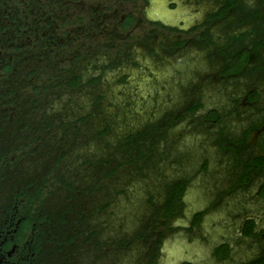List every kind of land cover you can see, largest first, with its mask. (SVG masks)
Instances as JSON below:
<instances>
[{"label": "flooded vegetation", "instance_id": "flooded-vegetation-1", "mask_svg": "<svg viewBox=\"0 0 264 264\" xmlns=\"http://www.w3.org/2000/svg\"><path fill=\"white\" fill-rule=\"evenodd\" d=\"M16 62L24 72L4 73ZM101 84L172 109L150 115L156 146L182 126L218 156L170 177L150 167L160 185L132 231L112 210L122 192L54 179L58 135L37 128L61 116L39 93L84 92L95 114ZM74 108L77 123L92 119ZM0 264H264V0H0Z\"/></svg>", "mask_w": 264, "mask_h": 264}, {"label": "rangeland", "instance_id": "rangeland-1", "mask_svg": "<svg viewBox=\"0 0 264 264\" xmlns=\"http://www.w3.org/2000/svg\"><path fill=\"white\" fill-rule=\"evenodd\" d=\"M102 85L103 84L100 85L99 91L106 97L108 102L104 104L103 109L99 110L95 114L90 113L92 112L90 111L89 107L90 98L86 96V93L84 92L66 94L65 88L63 86H59L54 90L48 89L47 92L39 93L38 98L41 99L39 107H41L42 112H47L49 116H53L56 111H61V116H58V118L51 121L55 123L52 127L50 126L51 123H45L41 127L37 125L38 129L42 128L43 133L46 135H51L52 133L57 134L58 139L56 143L60 142L64 144V142L69 139L66 134L70 135V133H65L67 129H70V127H67L66 129L64 128L63 125L65 122L67 125L73 124L71 128L72 131L76 127V130L73 131V134L75 136L78 135L79 141L74 144L75 146L73 151L75 152L72 160L75 159L74 157L77 156V153L83 154L87 150L90 153L91 158H93L94 161H97L101 159L102 154L106 156L110 151L113 152L114 149H118L119 145L124 144V141L129 139L131 136L135 140H141L143 137L140 135L147 132V130L150 128V121L148 120L152 119V116H150L152 113H154L155 120H158L165 114V112L172 110L170 108L158 107V109L155 111L153 110L152 106H149L148 103L144 104V102L141 101V97L146 98L147 91L145 88L140 87V90H126L125 93L119 94L118 92L116 93L114 89L112 90L108 88L107 84H104L103 86ZM30 91L31 89L29 88L25 90L24 96L29 95V97H31V95H36V93L31 94ZM51 91L53 96L52 99L50 98ZM115 94H118V96ZM51 103L54 104L52 105ZM72 106H75V108L80 107L81 109H84V111L89 112L88 115L92 117V119L86 120L83 123H77V120L69 116L70 114H67L66 112L67 109ZM62 110H64V113ZM75 112L77 114H81V112H78V109H75ZM103 112H107V116H100V114ZM110 114H113V120L109 119L108 116ZM47 119L50 120V117L47 116ZM106 125L110 126V133L104 139H102V146L101 148H98L101 145V142H98L100 144H98V146L96 140L93 138L94 141H92L91 137H94V134L98 132V129L101 130L103 126ZM48 128L49 131H46ZM184 129L185 127L179 126L171 128L165 132V141L156 146L157 150L152 153L153 157L148 160H146V158L144 160H140V162L145 161L147 165V167L143 166V174L141 176H139L134 169L136 162L125 164L124 167L120 169V165L124 163V156L120 157L119 154H116L117 152H111L109 156L103 159L104 164H106L108 169L119 168V170L114 176L108 177L102 181V195L99 194V196H108L111 193V198H113V195L116 197L117 193H123V196L116 197V204L118 203V205L116 209L113 208L112 210H116V214L122 221V225H124L123 229L125 231H132L137 227V224L143 225L145 223L143 222L144 217H142V215L146 213L147 208L145 198L148 195L150 189H152V185L155 184L157 187L160 185V180L158 178H153V174L150 175V167L161 168L163 173L167 177H170L174 173H177L180 169L183 170L198 166L199 162L203 158H207L210 160L211 168H216V160L218 156L216 155V149L213 146L211 138L199 131H187L183 133ZM179 134H181V138L178 137ZM49 139H51V137ZM144 140L145 139L142 141ZM68 141H70V139ZM43 144H45L44 141L41 143V145ZM50 144L51 143L49 142V145ZM85 146L87 148H84ZM147 147L149 148L150 145L148 146L147 144ZM44 150H46L45 147L43 148V151ZM53 150L54 149L51 151ZM51 151H48L47 154H49ZM51 153H54V151ZM168 154L173 156L172 158L175 159L176 163L171 162L170 164L164 165L166 157L169 156ZM126 161L127 160H125V162ZM77 163L78 162L75 164L76 166ZM172 163L175 164L174 167L177 170L171 167ZM68 165L66 164V166L59 169V176L65 174L64 170L66 167H68ZM81 174L83 175V179L87 178V173ZM202 178L208 179L210 177L207 175L202 176L199 178V181ZM199 181L197 182L195 180L194 183V189L192 191V195L194 197L202 187L200 185L203 182ZM115 184L119 186L118 189L116 188L117 190H113L112 188ZM111 198L109 197V200Z\"/></svg>", "mask_w": 264, "mask_h": 264}, {"label": "trees", "instance_id": "trees-1", "mask_svg": "<svg viewBox=\"0 0 264 264\" xmlns=\"http://www.w3.org/2000/svg\"><path fill=\"white\" fill-rule=\"evenodd\" d=\"M19 63L20 62H16L17 66L14 67L15 69L12 67V64H9L4 69V73H21V72H24L23 69H21V66H19ZM13 70H15V71L13 72ZM12 95L15 96V94H12ZM63 113H64V111H63ZM69 127H70V129L72 128V126H69ZM64 128L66 129L67 126H64ZM70 129L69 130L67 129L65 131V133H70V135L66 134V136L70 139V141H68L69 139L67 141H65L64 142L65 145L63 143L60 144V142H57L60 145V152L58 151L59 157H58L57 164H56V167H58V168L54 169L56 171L55 172L56 175L54 176V179L57 178L55 180L62 182L63 184L67 185L66 186L67 188H69V186L67 184L68 181L69 182H72V181L76 182V178L78 176H83L82 174H80L81 172L87 173V177L90 179L91 182L98 181L97 182L98 184H102V181L104 180L103 177L105 179H107L108 177L114 176L116 174V172L119 170V168L122 169L125 164H129L131 162H136L135 168H134V166H133V168L136 170L138 175L141 176L143 174V172H142L143 166L147 167V165H146L145 161L140 162V160L141 159L144 160L145 158H146V160L150 159L151 158L150 156L152 155V153L156 149V141L155 140L152 141L151 139H149L151 136L141 134L140 136L143 137V139H145L144 141H142L143 139L135 140L131 136L129 139H126L124 141V144H120L118 149L113 150V152H115V153L117 152L116 154H119L120 157L124 156V163H122L118 169H108L107 166L105 169V164H104L103 159L105 157L109 156L112 151H110L109 154L106 156H104V154H102V157L100 160L94 161L93 158H91L90 153L86 150L83 154L77 153V156L74 157L75 159L72 160L74 152H75V151H73L74 146H75L74 144L79 140H78V135L75 136L73 134V131L76 130V127L73 129V131H72V129L71 130ZM109 133H110V127L106 128V130H104L102 132H100V130L98 129V132L94 134V137H92L91 140L94 141V139H95L97 142V145L99 144L98 142H101V145L100 144H99L100 146L98 145L99 146L98 148H101L102 139H104ZM147 144H148V146L150 145L149 148L147 147ZM84 148H87V147L85 146ZM107 150H108V148H107ZM116 157H117V155H116ZM125 160H127V161L125 162ZM80 161L81 162L83 161V162L81 163ZM76 162H78L77 168L75 170L73 169L72 171H69L70 174H66L67 173V171H66L67 167H66L64 170L65 174L60 175V176L58 175L59 169L66 166V164L67 165L69 164L68 166L71 167L72 165H75ZM110 162H112V161H110ZM76 171H78L79 173L75 174ZM100 175H102V176H100ZM100 177H101V179L97 180ZM80 180H82V179H80ZM176 197H178V195H176Z\"/></svg>", "mask_w": 264, "mask_h": 264}]
</instances>
